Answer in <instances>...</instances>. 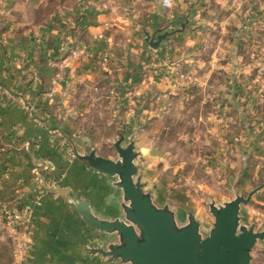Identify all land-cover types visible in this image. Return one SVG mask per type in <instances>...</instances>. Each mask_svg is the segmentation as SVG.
<instances>
[{
    "label": "rangeland",
    "instance_id": "obj_1",
    "mask_svg": "<svg viewBox=\"0 0 264 264\" xmlns=\"http://www.w3.org/2000/svg\"><path fill=\"white\" fill-rule=\"evenodd\" d=\"M54 3L57 8L59 2L51 0L47 9H54ZM161 5L159 21L139 19V32L149 49L141 53L145 61L134 77L144 78L148 70L157 71L163 87L155 84L157 88L141 92V79L129 88L134 89L131 95L117 96L116 85L108 79L93 89L80 88L73 103L87 102L88 111L68 116L74 131L79 132L67 136L76 154L71 161L85 162L93 170L83 157L95 151L99 157L119 160L116 144L121 142L126 148L133 142L138 153L135 180L150 177L151 183L146 180L144 188L152 184L149 190L159 197L153 203L177 215L179 228L187 226L193 215L200 223L202 238H206L215 224L211 205L220 208L239 196L252 195L250 202L241 206L240 227L263 232L264 0H170L169 7ZM158 30L174 34L155 50L147 44L144 32L153 35ZM5 36L7 41L11 34ZM223 42L214 48L213 43ZM213 58L217 61L214 66L209 64ZM146 109L150 112L144 114ZM80 136L87 138L85 143ZM3 160L2 170L10 171L9 162ZM105 177L109 186L123 194L116 185L118 177ZM88 182L92 180L88 178ZM41 186L45 188L41 200L60 192L69 208L90 227L70 205L74 200L66 187ZM25 209L31 213L29 220L18 224L6 220V211ZM34 224L29 207L0 210V245L9 248L12 264H24L29 258L24 243L30 245ZM251 255V264H264V240L257 242Z\"/></svg>",
    "mask_w": 264,
    "mask_h": 264
},
{
    "label": "crops",
    "instance_id": "obj_2",
    "mask_svg": "<svg viewBox=\"0 0 264 264\" xmlns=\"http://www.w3.org/2000/svg\"><path fill=\"white\" fill-rule=\"evenodd\" d=\"M50 1L0 0V28L11 34L7 41L4 36L0 45V88L14 97L0 94V159L4 156L10 167V171L2 170L4 160H0V210L29 207L33 211L35 224L24 264H123L88 250H107L118 243L116 235L85 225L60 192L39 198L45 189L41 184L54 190L66 187L74 200L70 205L87 202L92 214L105 221L124 216L123 194L85 162L71 161L62 148L53 146L48 129L62 131L66 139L68 133L74 137L79 133L68 116L88 111L87 102L73 103L82 87L93 89L96 83L110 79L117 96L131 95L134 89L129 88L141 79V92L163 87L157 71L146 70L145 77L138 75V79L134 73L142 70L145 59L140 56L149 49L139 32V19L159 21L157 13L164 0H81L80 4L57 0V8L54 3V9H47ZM99 36L102 38L97 39ZM217 43L214 48L224 45ZM86 46L91 47L90 57H71V51ZM106 53L110 62L102 69L100 62ZM216 62L213 58L209 64ZM56 78L57 93L47 98L45 93ZM147 112L150 110H144ZM79 140L85 143L87 138L80 136ZM102 157L112 160L109 155ZM88 178L92 182L87 183ZM146 178L141 179L144 185L146 180L151 183L150 177ZM152 187L147 184L144 191L150 193ZM152 193V200L159 198Z\"/></svg>",
    "mask_w": 264,
    "mask_h": 264
},
{
    "label": "water",
    "instance_id": "obj_3",
    "mask_svg": "<svg viewBox=\"0 0 264 264\" xmlns=\"http://www.w3.org/2000/svg\"><path fill=\"white\" fill-rule=\"evenodd\" d=\"M144 34L147 44L157 50L174 33L158 30L153 35L147 31ZM115 148L119 160L99 157L95 151L83 160L102 175L118 177L116 185L128 203L123 204L125 220H101L92 214L87 202L73 205L90 227L118 237V243L107 250L97 249L96 253L123 264H251V252L258 241L264 240V231L240 227L239 213L252 195L239 196L220 208L211 205L214 229L202 238L200 223L193 215L187 226L179 228L175 214L168 207H156L151 194L144 191V184L135 180L138 173L135 144L131 142L124 148L118 142Z\"/></svg>",
    "mask_w": 264,
    "mask_h": 264
},
{
    "label": "built area",
    "instance_id": "obj_4",
    "mask_svg": "<svg viewBox=\"0 0 264 264\" xmlns=\"http://www.w3.org/2000/svg\"><path fill=\"white\" fill-rule=\"evenodd\" d=\"M163 6L169 7L170 0H164ZM101 38L102 37L99 36L97 39H101ZM91 55H92L91 47H88V46L71 51V57L76 58V59L88 58ZM109 62H110V56L108 53H106L101 59V62H100L101 68L105 69L109 65ZM57 84H58V79L57 78L53 79L49 91L45 93V96L47 98H52L56 95ZM0 94H5L10 98H14L12 97L10 93L3 91L2 88H0ZM19 102L24 106V108L27 111L29 112L32 111V109L23 101V99L19 98ZM48 135H49V141L53 146L62 148L64 150V153L69 159L71 160L76 159V154L74 150L68 144V141L62 131H59L57 129H48ZM30 215L31 213L28 209H25L24 211H6L5 212V216H6L5 218L10 224H18L23 221L29 220ZM24 245H25V250L27 251L30 250V246L28 244L24 243Z\"/></svg>",
    "mask_w": 264,
    "mask_h": 264
},
{
    "label": "trees",
    "instance_id": "obj_5",
    "mask_svg": "<svg viewBox=\"0 0 264 264\" xmlns=\"http://www.w3.org/2000/svg\"><path fill=\"white\" fill-rule=\"evenodd\" d=\"M73 3L77 4L78 0H61V3ZM6 29L5 28H0V45L3 43V37L6 35ZM42 92H46V90H42ZM13 263V256L12 253L10 252L9 248L1 244L0 245V264H12Z\"/></svg>",
    "mask_w": 264,
    "mask_h": 264
}]
</instances>
